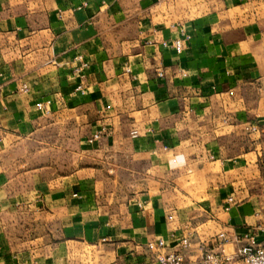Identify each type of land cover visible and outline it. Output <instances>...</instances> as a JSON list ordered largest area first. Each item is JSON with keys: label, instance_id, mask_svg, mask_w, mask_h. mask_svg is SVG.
<instances>
[{"label": "crops", "instance_id": "0c3cea01", "mask_svg": "<svg viewBox=\"0 0 264 264\" xmlns=\"http://www.w3.org/2000/svg\"><path fill=\"white\" fill-rule=\"evenodd\" d=\"M263 155L264 0H0V264L264 244Z\"/></svg>", "mask_w": 264, "mask_h": 264}, {"label": "built area", "instance_id": "2783aa9c", "mask_svg": "<svg viewBox=\"0 0 264 264\" xmlns=\"http://www.w3.org/2000/svg\"><path fill=\"white\" fill-rule=\"evenodd\" d=\"M189 37L181 32L179 38L172 41L171 47L177 55H181L184 49V42L187 41ZM81 61V57L75 58ZM82 67L86 65L81 64ZM159 76H162L159 73ZM81 88L78 87L77 90ZM23 91H27L24 86ZM49 104V102H47ZM37 108L42 109V105L38 104ZM256 129L252 128L251 131L254 132ZM101 131L92 135L88 139V143H93L97 141L101 136ZM133 137L137 135L135 131L131 133ZM234 203L232 198H228L226 201V206L224 210L228 212L231 205ZM168 220H172V217H168ZM235 242L239 244V247L235 252L231 254H226L223 251H219V247L226 242V237L223 233L218 234L208 241V243H203L198 247L199 261L201 264H264V244H260L255 239V234H245L243 237H235ZM166 247V243L163 239H158L156 241H151L147 244V249L150 251L162 250ZM190 247V240L188 237H182L177 242V248L164 255H158V264H186L184 261V251Z\"/></svg>", "mask_w": 264, "mask_h": 264}, {"label": "rangeland", "instance_id": "374dc122", "mask_svg": "<svg viewBox=\"0 0 264 264\" xmlns=\"http://www.w3.org/2000/svg\"><path fill=\"white\" fill-rule=\"evenodd\" d=\"M70 126L72 128V130H71L72 131V135L70 137L71 145H72L71 150L73 152V146H74V143L77 140L76 133H74L75 131L73 129L77 128V126L73 122H71ZM254 133H255V131L252 132V131H245L244 130V131L238 133L234 138H231L230 146L232 147V150H231L232 154H238V153H240L242 151V149L243 150H248L250 147L254 148V146H253V143H254L253 134ZM43 138H44V141H45V137H43ZM25 143L29 144L30 141H26ZM43 154H44V156H41ZM41 155H40V161L41 160H45V152L41 153ZM40 164H42V163H40ZM261 168H262V170L264 172V165H262ZM263 188H264V182H263ZM252 189H253V187H252Z\"/></svg>", "mask_w": 264, "mask_h": 264}]
</instances>
